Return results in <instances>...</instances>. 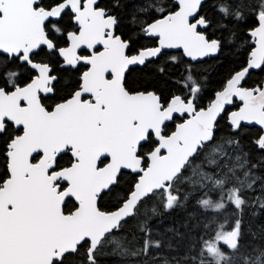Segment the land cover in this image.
Returning <instances> with one entry per match:
<instances>
[{
	"label": "snow or ice",
	"instance_id": "snow-or-ice-1",
	"mask_svg": "<svg viewBox=\"0 0 264 264\" xmlns=\"http://www.w3.org/2000/svg\"><path fill=\"white\" fill-rule=\"evenodd\" d=\"M126 7L121 0H0V264L147 256L168 232L187 235L189 251L199 246L192 264H264V245L245 244L255 234L243 218L249 207L264 209V80L242 84L264 66V0H215L211 15L206 0H133L132 27L124 31L119 9ZM242 24L255 47L200 107L204 81L190 66L170 81V65L223 53ZM141 36L155 38L154 46L137 48ZM149 64L150 79L131 87L128 74ZM234 97L242 106L227 112ZM177 114L190 118L169 130ZM224 116L232 131L218 138ZM243 122L260 126L250 140L261 153L255 161ZM258 184L261 194L251 199ZM198 192L196 203L211 216L190 214L181 224L186 232H154L152 217L185 207ZM113 196V210H104L102 201ZM149 200L156 201L151 215L141 213ZM129 219L142 234L134 249L135 237L115 235ZM194 229L203 231L193 239Z\"/></svg>",
	"mask_w": 264,
	"mask_h": 264
},
{
	"label": "trees",
	"instance_id": "trees-1",
	"mask_svg": "<svg viewBox=\"0 0 264 264\" xmlns=\"http://www.w3.org/2000/svg\"><path fill=\"white\" fill-rule=\"evenodd\" d=\"M102 6L104 5H113L115 0H100L99 1ZM215 0H206V10L211 15L214 13L213 4ZM122 4H127L128 7L120 8L119 12L122 16V23L120 28L124 31H128L129 27H132L130 24V17L128 15L133 0H121ZM163 3L166 5L173 4L172 0H163ZM231 27V25H230ZM234 31L236 32V39L230 45H228L223 53L217 54L215 57L204 59L200 62H195L191 60H186L184 57L183 63H180L178 66H171L169 67V71L173 73L169 79L170 81H176L181 79L182 75H185V67L190 66L192 69V74L202 81H204V87L202 92L200 93V99L198 104L200 107H204L210 99H212L214 92L219 90L226 80L235 72L241 69L246 63L248 59V53L252 47L251 40L247 35L248 29L245 25H240L238 28H235ZM219 34V33H218ZM227 36L228 33H225ZM155 38H145L140 37L136 47H148L154 45ZM170 55L181 56V53H170ZM156 63H160V61H156ZM155 67V64H149L147 68H133L132 71L128 74V81L131 87H139L142 85L146 79H150V70ZM264 78V66L262 69L257 71H251L250 75L246 77V79L242 82L243 86L245 87H254ZM69 80V76L66 75L64 82L67 83ZM169 87L172 91L176 94H180L181 89L178 85L174 83H170ZM49 104H52L55 101V97L47 99ZM234 106H237L235 103ZM233 106V107H234ZM232 131L231 129H229ZM220 137H226V135H222ZM219 137V138H220ZM256 159V158H255ZM255 159H253L255 161ZM67 160V157H65ZM190 173L186 172L185 175ZM260 175H264V172L259 173ZM131 176L126 174L124 181H122V187L127 188L129 186L128 182L130 181ZM183 191H187L189 186L184 184L181 186ZM123 193H121L122 195ZM261 193L259 191V184L256 187L255 192H248L247 195L251 199H255ZM200 198V193H196L194 196L190 197V199L186 202L185 207L183 208H176L175 210H171L169 212H164L163 215H157L151 218L149 221L152 228L156 226H160L163 223L171 221L178 215L181 211L185 209H190L193 206L200 208V206L196 203L197 199ZM115 203V197H105L104 201H102V206L104 210H113L112 205ZM156 204L155 200L146 201L144 207L141 208V213L148 212L151 215V208ZM162 211V210H160ZM253 213H256L253 215ZM264 216V209H259V207H249L244 211L243 218L245 221L246 229L250 228L251 233L255 235L249 234L246 236L245 241L248 239L250 240L249 246H258L264 245V240L261 239V230L264 229V223H262V217ZM154 229V228H153ZM115 235L120 237H126L127 240L132 241L133 237L139 241V243H131L128 246L131 249L138 248L142 245L143 240L141 239L142 234L136 230V220L129 219L126 224L122 226L119 232L115 233ZM250 250V249H249ZM108 252H111V246H109ZM192 264L191 260L188 259H181L177 255H158L156 257L152 256H145L140 255L138 257L128 256V257H118L113 256L111 254H106L100 260V264Z\"/></svg>",
	"mask_w": 264,
	"mask_h": 264
},
{
	"label": "rangeland",
	"instance_id": "rangeland-1",
	"mask_svg": "<svg viewBox=\"0 0 264 264\" xmlns=\"http://www.w3.org/2000/svg\"><path fill=\"white\" fill-rule=\"evenodd\" d=\"M170 53H181L180 51H175ZM186 75V73H184ZM258 130L256 128H248L244 127L243 129V135L244 140L243 143L246 146V150L252 152L253 159H255L257 156H259L261 153H259L257 150H255V146L250 144V140L255 138V133ZM231 131L229 130L225 117L219 120L218 129L216 132V136L219 138L222 135H229ZM233 211V208L230 206L228 209V213H231ZM192 214L197 219L200 217L205 216H211L212 213L205 212L204 209L198 208L196 206L191 207L190 209H185L181 211L178 215L175 216L171 221H168L166 223H163L160 226L153 227L154 232H161L164 233L165 229L167 228H179L181 232H186V229L184 227H181L182 222L187 221L188 216ZM195 221H192L194 223ZM262 223H264V216L262 217ZM203 230H196L194 229L192 232V238L194 239L199 232H202ZM167 239L164 241V244L159 249H153L148 254L149 256L156 257L158 255H177L181 259H188L191 260L192 256H196L198 253V245L196 248H193L191 251H189V247L191 244V241L187 238V235L185 236V239L181 240L179 237H173L172 233L168 232L166 233ZM158 238V237H157ZM207 238V237H206ZM247 242L245 241V244L247 245ZM171 244V247L168 246V244ZM250 244V242H249ZM243 250V249H242Z\"/></svg>",
	"mask_w": 264,
	"mask_h": 264
},
{
	"label": "water",
	"instance_id": "water-1",
	"mask_svg": "<svg viewBox=\"0 0 264 264\" xmlns=\"http://www.w3.org/2000/svg\"><path fill=\"white\" fill-rule=\"evenodd\" d=\"M174 2H175V0H174ZM247 35L250 37V39H251V41H252V47H255V44H254V38H252L248 33H247ZM168 52H170V51H172V52H175V51H181L182 52V50H167ZM251 51V50H250ZM215 56H217V54L215 55ZM211 57H214V56H208V57H203V58H198L197 60H193V61H202V60H204V59H206V58H211ZM186 60H192L191 58H188V57H184ZM257 70H259V69H255V70H250V72L251 71H257ZM239 71V70H238ZM229 79V78H228ZM263 80H264V78H263ZM227 81V80H226ZM225 84H226V82L223 84V86L218 90V91H220L224 86H225ZM217 92V91H216ZM215 92V93H216ZM215 93H214V95H213V97H212V99L214 98V96H215ZM211 99V100H212ZM210 100V101H211ZM209 101V102H210ZM208 102V103H209ZM235 103H237L238 104V107L236 108V109H232V107H233V105L235 104ZM207 106V105H206ZM240 106H242V101H240L239 100V98H235L234 97V99H233V104L232 105H228V106H226V110H227V112H232V111H237L238 109H239V107ZM177 116H180L179 114H177ZM188 118H190L189 116L186 118V119H188ZM225 118H226V116H225ZM183 122V121H182ZM226 124H227V126L229 127V125H228V121H227V118H226ZM243 124H244V127H248V128H251V127H255V128H257V129H259V125H256V124H254V123H252V124H249L248 122H243Z\"/></svg>",
	"mask_w": 264,
	"mask_h": 264
},
{
	"label": "flooded vegetation",
	"instance_id": "flooded-vegetation-1",
	"mask_svg": "<svg viewBox=\"0 0 264 264\" xmlns=\"http://www.w3.org/2000/svg\"><path fill=\"white\" fill-rule=\"evenodd\" d=\"M172 1H173V3H174V0H172ZM101 6H102V5H101ZM65 20H67V17H65ZM70 30H72V29L70 28ZM152 46H154V45H152ZM148 47H151V46H148ZM81 54H87V51H86V50H82ZM135 67H137V68H141L142 66H135ZM135 67H134V68H135ZM83 70H84V68H83V66H81V71H83ZM209 101H210V100H209ZM209 101H208V102H209ZM45 103H46V104H49V101H48V100H45ZM233 108H237V106H234ZM187 117H188L187 114H185L183 117H181V116H177V115H176V118H175L174 121L168 122V125H167L168 129H169V130H174V129H175V125L178 124V123H181V122H182L183 120H185ZM249 242H250V240H249ZM249 242H247V245H248Z\"/></svg>",
	"mask_w": 264,
	"mask_h": 264
}]
</instances>
